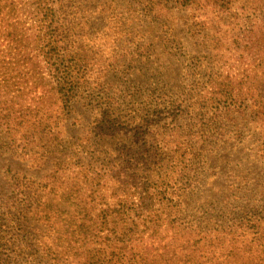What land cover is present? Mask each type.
I'll return each instance as SVG.
<instances>
[{"label":"rangeland","instance_id":"1","mask_svg":"<svg viewBox=\"0 0 264 264\" xmlns=\"http://www.w3.org/2000/svg\"><path fill=\"white\" fill-rule=\"evenodd\" d=\"M131 1L78 0L92 17L91 27L98 29L92 32L90 44L94 73L91 104L88 109L81 101L71 104L69 113L64 117L60 114L62 119H58L59 112L63 113L58 109L60 100L51 95L52 99L46 100L57 127L58 140L51 141V146L58 142V149L67 157L64 173L76 169L79 144L86 147L87 155L103 152L111 158H139V164L133 166L138 172L137 180L146 177V169L156 171L151 178L160 173L154 160L150 164L141 162L150 157L162 160L171 177L163 187H169L167 197L174 193L171 203L179 204L182 214L166 218L164 212L162 219L178 223L197 219L193 227L209 229L206 234L210 237L216 234L211 229H219L223 218L230 219L229 212L249 198L255 217L264 223V160L256 152L264 143V89L256 88L259 82L264 84V4L249 0L251 6L246 7L240 0L225 15L208 10L199 19L197 11L164 10L160 6L154 9L157 17L136 16ZM40 3L41 0H0V72L13 75L10 90L2 94L0 88V95L12 106L24 107L25 113H31L47 83L54 85L39 52L40 42L34 43L39 39L37 35L43 34L39 27ZM117 15L126 20L120 33L113 32ZM192 15L197 20L195 25ZM12 20L15 28L10 30ZM199 21L211 37L225 42L235 38L242 49L246 45L245 55L238 57L234 49L213 55L212 43L201 45L193 39ZM8 32L11 39L24 46L25 53L14 54L16 50L2 38ZM224 90L230 94L227 100L219 95ZM248 91L251 97L245 99L243 111L236 101L240 93L245 97ZM101 112L108 115L107 122H101ZM220 116L227 127L224 131ZM11 155L8 151L0 154V196L5 198L10 195L12 176L37 181L52 167L49 162L38 166L37 162ZM132 171L123 172L117 179L102 178V193L108 203L124 199L123 194L131 191ZM181 177L187 180V186L180 185ZM186 229L166 222L158 227L152 253L159 251L160 257L154 264H172L161 257L170 259V251L177 254L185 247L195 253L186 258L187 264H223L221 258L208 261L217 257L215 253L220 249L214 251L207 242L192 247L198 237ZM188 237L191 242L186 245ZM245 237L250 239L251 235ZM247 242L237 247H245ZM167 247L170 251L165 255ZM176 257L172 258L173 264L183 263Z\"/></svg>","mask_w":264,"mask_h":264},{"label":"trees","instance_id":"2","mask_svg":"<svg viewBox=\"0 0 264 264\" xmlns=\"http://www.w3.org/2000/svg\"><path fill=\"white\" fill-rule=\"evenodd\" d=\"M238 1L132 0L130 4L136 16L140 17H157L154 9L160 6L164 10L197 11L200 19L208 14V10L225 15L231 12ZM241 1L242 5L251 6L249 0ZM258 3L264 4V1L258 0ZM39 6V27L43 34L37 35L39 39H34V43L40 42L39 52L54 85L47 83V87L42 88L44 91L37 96V103L30 110L31 113H25L24 107L12 106L0 95V154L8 151L13 157L37 162L38 166L49 162L52 167L48 175L37 181L20 175L12 176L9 197L0 196V264H154L156 258L160 257L159 251L152 253L156 242L154 235L163 222L171 226L177 223L196 233L194 236L198 237V241L193 242L192 247L207 242L214 251L220 249L215 253L217 257L208 261L221 258L223 264H264V223L255 217L249 198L236 206L235 211L229 212L230 219L223 218L219 229L212 228L216 234L208 237L206 233L209 229L201 231L199 226L193 227L197 219H186L182 223L175 219L170 222L162 219L164 212L166 218L170 214L182 215L181 209L177 208L179 204L171 203L174 193L167 197L169 187H163L165 182H170L171 177L167 176L162 160L150 157L141 159L147 164L154 160L161 174L157 173L151 178L156 171L146 169L143 171L146 177L137 180L138 172L133 166L139 164V158L133 159L131 155L111 158L103 152L87 155L84 151L86 147L79 144L77 146L81 150L77 151L79 157L74 163L76 169L68 171L69 174L64 173L62 167L67 157L58 149V142L54 143L55 147L51 146L52 142L58 140L57 127L52 121L46 100L50 101L51 96L60 100L58 109L63 113L59 112L58 119L66 116L71 104L78 101L86 109L90 107V96L94 90L90 44L94 37L92 32L98 29L91 27L92 17L78 0H45V3L41 0ZM9 10L13 14V6ZM6 14L9 16L8 11ZM120 17L117 15L113 19L115 33H120L126 24V20ZM192 17L195 25L197 20L195 16ZM11 22L10 30L15 28V22ZM198 24L199 30H194L193 39L201 45L212 43L210 51L214 52L213 55L234 49L238 57H243L244 52H247L248 47H239L235 38L231 40V37L229 43L211 37L204 32L201 21ZM8 34L2 38L16 50L14 54L19 56L21 52L25 53L24 46ZM12 77L0 72L2 94L10 90ZM258 85L257 89H264L263 83L259 82ZM219 95L225 100L230 96L226 90ZM248 97H251L250 91L245 97L240 93L239 101H236L243 111L246 110L243 104ZM256 99L259 100V96ZM50 103L53 104L52 101ZM101 116V122H107L108 115L101 112ZM222 119V116L218 117L224 131L227 127ZM89 140L85 142L89 143ZM256 152L264 160V143L257 147ZM126 171H132L131 191L123 194L124 199L108 203L106 195L102 193V178L117 179ZM182 180L181 177L180 185L187 186V180ZM154 205H158V209H153ZM188 233L192 236V233ZM246 234L251 235V238H246ZM188 239L190 241L185 240L184 244L191 242ZM242 241H248L246 248L237 247ZM186 248L178 251L180 255L176 257L177 254L167 247L165 255L170 251L172 258H179L183 262L181 264H187L186 258L189 259L195 253ZM163 257L161 259L164 262L169 260L173 264L174 259Z\"/></svg>","mask_w":264,"mask_h":264}]
</instances>
